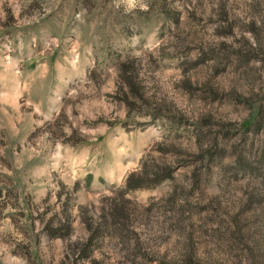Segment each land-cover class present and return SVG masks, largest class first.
I'll use <instances>...</instances> for the list:
<instances>
[{
  "label": "rangeland",
  "instance_id": "obj_1",
  "mask_svg": "<svg viewBox=\"0 0 264 264\" xmlns=\"http://www.w3.org/2000/svg\"><path fill=\"white\" fill-rule=\"evenodd\" d=\"M0 264H264V0H0Z\"/></svg>",
  "mask_w": 264,
  "mask_h": 264
},
{
  "label": "trees",
  "instance_id": "obj_2",
  "mask_svg": "<svg viewBox=\"0 0 264 264\" xmlns=\"http://www.w3.org/2000/svg\"><path fill=\"white\" fill-rule=\"evenodd\" d=\"M249 125L250 122L245 124L246 127ZM172 173L173 169L169 165H155L154 163H151L149 167L144 162H142L140 169L129 173L125 178L122 188H119L115 192V195L111 198V205L108 208L109 218L114 224H122L113 219L120 217V213L125 208L126 201L124 196L135 190L155 187L162 182L171 179ZM65 232L61 233L62 235L57 233H52L51 235L64 237L68 232L67 228ZM89 244L90 243H86L82 246L78 254L80 258H86L90 255L91 247H89Z\"/></svg>",
  "mask_w": 264,
  "mask_h": 264
}]
</instances>
